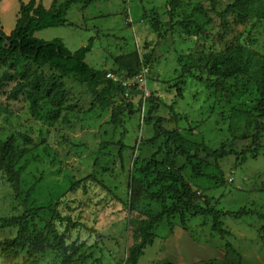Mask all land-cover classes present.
<instances>
[{
    "label": "rangeland",
    "instance_id": "1",
    "mask_svg": "<svg viewBox=\"0 0 264 264\" xmlns=\"http://www.w3.org/2000/svg\"><path fill=\"white\" fill-rule=\"evenodd\" d=\"M233 1L88 0L66 10L64 26L34 33L45 41L61 38L72 52L92 39L86 64L122 81L145 72L141 86H125L115 96L114 105L123 109L118 123L111 119V108L92 105L87 88L69 79L60 86L64 94H58V107L50 101L58 90L54 87L39 114L33 113L25 94L27 78L20 76L19 66L0 63V141L31 142L18 160V194L0 172V217L25 214L47 237L46 250L34 253L38 264H61L66 252L59 235L66 227L85 258L75 255L65 264H177L178 247L169 249V238L161 239L171 235V224H180V210L146 229L153 215L168 212L176 201L169 188L162 197L158 193L161 185L175 187L171 176L166 172L156 184L157 175L146 169L154 161L168 162L164 136L144 122L147 99L157 105L155 115L164 119L166 130L232 152L199 178L183 158L175 161L188 185V204L221 213L218 234L213 215H193L180 204L185 232L197 243L223 246L226 264H264V129L252 143L256 126L264 127V117L253 115L256 61L264 56V0L250 8L244 24L229 8ZM16 6L18 0H0L4 15ZM215 60L236 66L238 78L212 74ZM52 109L58 115L48 120ZM16 231V226H0V247ZM27 250L19 249L14 261L21 263ZM202 253L183 255L194 259Z\"/></svg>",
    "mask_w": 264,
    "mask_h": 264
},
{
    "label": "trees",
    "instance_id": "2",
    "mask_svg": "<svg viewBox=\"0 0 264 264\" xmlns=\"http://www.w3.org/2000/svg\"><path fill=\"white\" fill-rule=\"evenodd\" d=\"M87 1L64 0L56 3L53 0L51 7L48 9L44 8L40 3H36V0H28L27 3H20L18 18L9 35L4 34L0 25V63L8 62L12 66H19L20 76L23 79L27 78L30 86L25 94L29 108L33 113L39 114V111L42 109V101L47 96L50 97V93L53 92L54 87H57L58 90L50 97V101L54 107H58V94L62 96L64 94V89L62 87L61 89L60 86H64L65 80L69 79L87 88L88 92L93 96L92 105H97L101 110L111 108V119L114 123H118L123 109L114 105V98L116 95L123 93L125 89L121 84L114 83L111 79L106 78L105 70H94L84 61L85 55L91 50L92 39H88L85 46L72 52L65 46L61 38H53L45 41L34 37V33L39 30L64 26L66 24V10L73 4L86 3ZM256 2L257 0H234L229 8L235 13L237 21L240 24H244L249 18L250 8ZM198 30L200 31V29ZM193 35L196 36V32H193ZM5 41L10 42V44L7 45ZM224 65V61L219 62L215 60L210 66L212 74L221 73L225 79H237L238 70L236 66ZM256 65L259 76L255 81V93L258 101L253 107V115L264 117V56L257 59ZM142 68L143 66L139 72H141ZM125 77H129V75ZM133 85L137 84L134 83ZM17 92V89H15L12 98L16 97ZM147 100L149 106L144 122L147 125L151 124L157 135L164 136V148L168 162L161 163L154 161L152 167L147 166L146 169L157 175L154 178L156 184L162 183L166 172L169 177L171 176L175 187L161 185L158 193L162 197L164 193L162 190L169 188L172 192V198L176 201L172 202L168 212L164 210L153 215V219L146 225V229H153L154 225L160 222V217L169 212L174 214L177 210H180V224H171L170 232L176 225L187 229L184 222L183 210L179 207L180 204H184L188 206V210H191L193 215L205 213L213 215L215 217L214 225L217 233L220 234L222 223L217 217L221 213L219 211H213L210 208L188 204V185L182 179L181 169H175L174 163L178 157L183 158L185 163L190 166L194 177L199 178L204 169L218 168L220 160L232 152L224 149H210L202 142H193L185 139L177 131L166 130L162 126L164 119L155 115L157 105L152 99ZM57 115L58 110L52 109L46 113L45 118L48 120L55 119ZM263 129L264 127L261 125L256 126V132L252 136V143H257V137ZM30 143L29 138L24 139L23 146H18L13 138L0 141V172L4 174L14 194H18L20 189V173L17 167L18 160L27 153V146ZM235 162L238 163L237 158ZM74 189L75 186L73 185L71 190ZM56 219L57 217L52 216V220ZM76 224H72L71 227H75ZM0 226L17 227L15 237L9 239L5 245H1L0 247L2 263L38 264V258L34 253L44 252L48 247V240L36 224L30 220L28 221L24 214L0 217ZM51 226L54 228L53 223ZM147 237L149 239L156 238L151 233H148ZM59 242L66 252L61 264L69 262L75 255L85 258V255L80 252V245L70 238L68 227L59 235ZM221 247L226 250L223 246ZM23 248H28L26 258L21 263L15 262L14 260L19 255V249Z\"/></svg>",
    "mask_w": 264,
    "mask_h": 264
},
{
    "label": "crops",
    "instance_id": "3",
    "mask_svg": "<svg viewBox=\"0 0 264 264\" xmlns=\"http://www.w3.org/2000/svg\"><path fill=\"white\" fill-rule=\"evenodd\" d=\"M28 0L24 2H20L18 0V6L15 7L14 11L12 13L6 12L4 15V12H0V25L1 29L4 32V34L9 35L10 32L13 30L16 20L18 18V9L20 3H27ZM36 3L41 4V0H36ZM52 5V1L50 0L49 4H42V6L46 9L50 8ZM4 15V21L3 16ZM170 236L166 237L165 239L161 240L163 243L166 239L167 240V248L175 250L177 247L178 253L180 254L177 264H188V263H195V262H206L211 261L213 264H223L228 261L227 255L228 253L221 247V245L216 244V246L206 245L202 243H197L195 241V238L189 235V233L185 232V229H183L181 226L178 225L174 226L170 232ZM162 248V247H161ZM183 251H186L188 253H184ZM192 251L194 252H203L202 254L205 255L202 258H194L191 259L190 256L183 255V254H189ZM200 255V254H199ZM186 258L187 261H185L183 258Z\"/></svg>",
    "mask_w": 264,
    "mask_h": 264
},
{
    "label": "built area",
    "instance_id": "4",
    "mask_svg": "<svg viewBox=\"0 0 264 264\" xmlns=\"http://www.w3.org/2000/svg\"><path fill=\"white\" fill-rule=\"evenodd\" d=\"M141 73L142 74L136 75L135 78L128 79V80H125V81H122V80L118 79V76L114 77L111 73H106V78L111 79L114 82H118L119 84H121V86H124V87L125 86H129V85H133L134 84V80H136L135 83L138 86H141L144 83V74H145V72L142 71Z\"/></svg>",
    "mask_w": 264,
    "mask_h": 264
},
{
    "label": "water",
    "instance_id": "5",
    "mask_svg": "<svg viewBox=\"0 0 264 264\" xmlns=\"http://www.w3.org/2000/svg\"><path fill=\"white\" fill-rule=\"evenodd\" d=\"M5 43H7V45H9V44H10V42H8V41H5Z\"/></svg>",
    "mask_w": 264,
    "mask_h": 264
}]
</instances>
